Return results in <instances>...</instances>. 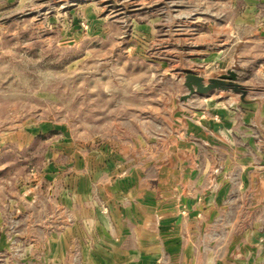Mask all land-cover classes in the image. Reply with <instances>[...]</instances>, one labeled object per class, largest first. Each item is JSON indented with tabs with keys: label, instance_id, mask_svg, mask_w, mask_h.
Instances as JSON below:
<instances>
[{
	"label": "rangeland",
	"instance_id": "rangeland-1",
	"mask_svg": "<svg viewBox=\"0 0 264 264\" xmlns=\"http://www.w3.org/2000/svg\"><path fill=\"white\" fill-rule=\"evenodd\" d=\"M256 18L264 0H0V264H88L73 246L69 259L49 255V237L75 221L74 170L163 168L183 136L225 116L234 129L244 114L264 115ZM231 69L249 103L230 88L183 98L188 72L206 83ZM94 201L109 217L107 202ZM263 202L250 216L260 244ZM222 222L210 220L192 262L163 249L155 263L222 264Z\"/></svg>",
	"mask_w": 264,
	"mask_h": 264
},
{
	"label": "crops",
	"instance_id": "crops-1",
	"mask_svg": "<svg viewBox=\"0 0 264 264\" xmlns=\"http://www.w3.org/2000/svg\"><path fill=\"white\" fill-rule=\"evenodd\" d=\"M257 20L264 19H253L260 36L254 33L252 40L264 45V27ZM258 71H264V64ZM229 118L214 122V130L199 128L173 142L163 168L125 172L119 163L113 172L107 167L74 170L75 221L49 237L51 258L69 259L73 246L88 264H156L163 249L186 254L192 262L197 246L206 251L198 239L208 238V223L219 214L225 222L220 226L222 264L259 263L263 258L257 250L264 243L257 241L260 232L250 216H255L258 195L264 199V115L244 114L242 127L234 129ZM255 186H261L260 193ZM94 198L107 202L109 217L101 215ZM244 210L247 225L240 228L238 216Z\"/></svg>",
	"mask_w": 264,
	"mask_h": 264
},
{
	"label": "water",
	"instance_id": "water-1",
	"mask_svg": "<svg viewBox=\"0 0 264 264\" xmlns=\"http://www.w3.org/2000/svg\"><path fill=\"white\" fill-rule=\"evenodd\" d=\"M237 74L234 70H228L227 73H223L220 77L208 78L206 83L203 77L193 73L188 72L184 77L183 85L187 87L188 93L183 96L184 99L188 98L193 93L205 94L207 91L213 89H232L234 92L240 93V99L245 101L244 96L246 95V88L236 82Z\"/></svg>",
	"mask_w": 264,
	"mask_h": 264
}]
</instances>
